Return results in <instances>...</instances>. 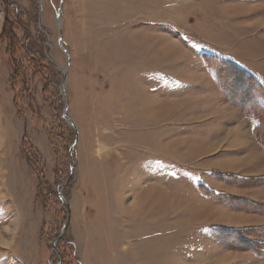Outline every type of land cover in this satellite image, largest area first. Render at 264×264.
<instances>
[{
	"label": "rangeland",
	"instance_id": "374dc122",
	"mask_svg": "<svg viewBox=\"0 0 264 264\" xmlns=\"http://www.w3.org/2000/svg\"><path fill=\"white\" fill-rule=\"evenodd\" d=\"M181 4L0 0V264H264L259 92Z\"/></svg>",
	"mask_w": 264,
	"mask_h": 264
},
{
	"label": "crops",
	"instance_id": "0c3cea01",
	"mask_svg": "<svg viewBox=\"0 0 264 264\" xmlns=\"http://www.w3.org/2000/svg\"><path fill=\"white\" fill-rule=\"evenodd\" d=\"M181 1L182 4L178 8H183V11H185V13L183 12V16L186 17L187 22L184 21L183 25L186 28L188 23V29L179 38L183 44H186L184 41H188L194 45L193 50L186 48V46L184 48L186 56L188 55V64L187 68L182 70L181 73H187L184 76L188 78L189 67L197 62L196 57L202 61L205 57H215L237 64L239 68L250 73L264 87V26H251L248 23L264 15V9L245 12L249 6L255 7L256 4L263 2L261 0ZM178 17L181 18L180 16ZM187 30L189 31L187 32ZM211 74L213 75V73ZM191 76L194 78H202L198 70L194 71ZM178 83L180 84V82ZM190 83L195 84L198 82L190 79ZM214 84L216 87L217 83L215 81ZM201 87H193L196 92L190 93L194 96H200V93H204ZM217 97L224 101L221 93L217 94ZM202 183L209 189H213V186L207 184V182L204 181ZM206 199L210 200L207 197ZM213 207L211 206V208ZM230 223L221 225L209 224L207 227L245 230L229 226L231 225ZM262 227L264 226H255L248 229ZM260 244L261 251L251 252L253 258L249 261L254 259V261L259 260L264 262V239Z\"/></svg>",
	"mask_w": 264,
	"mask_h": 264
},
{
	"label": "trees",
	"instance_id": "16d2710c",
	"mask_svg": "<svg viewBox=\"0 0 264 264\" xmlns=\"http://www.w3.org/2000/svg\"><path fill=\"white\" fill-rule=\"evenodd\" d=\"M213 58H215V57H213ZM214 60L219 62L218 66H217V69H219L220 71H221L222 68L223 69L224 68H229V69H231V71L234 72V74H236V76H237L238 73H242L243 76L245 75V77L249 78V80H247V81H251V83L254 85L253 86L252 84H250V87H252L255 92H257V93L259 92L258 95H257V99H256L257 101L255 102V105H251V106H256L259 109V112L256 114V117H258V116L264 117V115H263L264 112H262V111H264V87L252 75L246 73L241 68H237L236 66H235V68H233V64L232 63L226 62V60H223V59H220V58H215ZM209 61H211V60H209ZM228 66H230V67H228ZM221 75H222V72H221ZM239 79H241V78H239ZM243 105L245 106L244 110L248 111V108H251L249 104H247V105L243 104ZM263 124H264V121H262L260 129H262ZM261 135H262V133H261ZM250 250L260 252L261 248L259 247V249L255 250V249H252L250 247Z\"/></svg>",
	"mask_w": 264,
	"mask_h": 264
},
{
	"label": "water",
	"instance_id": "95a60500",
	"mask_svg": "<svg viewBox=\"0 0 264 264\" xmlns=\"http://www.w3.org/2000/svg\"><path fill=\"white\" fill-rule=\"evenodd\" d=\"M66 73H68V70H66ZM69 120V119H68ZM69 122L71 123V120H69Z\"/></svg>",
	"mask_w": 264,
	"mask_h": 264
}]
</instances>
